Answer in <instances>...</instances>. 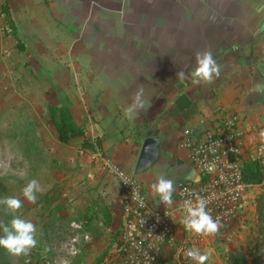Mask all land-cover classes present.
I'll list each match as a JSON object with an SVG mask.
<instances>
[{"label": "crops", "instance_id": "obj_1", "mask_svg": "<svg viewBox=\"0 0 264 264\" xmlns=\"http://www.w3.org/2000/svg\"><path fill=\"white\" fill-rule=\"evenodd\" d=\"M6 1L14 21L25 31L45 38L50 32L57 43L61 40L64 44V52L84 59L87 68L91 66L90 75L84 77L82 98L88 136L105 138L110 132L108 123L115 130L146 124L156 134L160 147L167 146L174 136L179 145L182 130L235 114L243 118L247 130L244 158H252L253 145H264L258 135L264 130V92L254 91L257 85H264V0H200L195 6L193 0L190 4L181 0L158 4L149 0L116 1L114 11L108 0ZM199 4L201 7L193 13ZM207 50L220 66V75L211 84H193L196 54ZM180 71L186 76L178 80ZM141 88L146 106L130 121L125 109ZM73 104L74 120L84 125L77 119L81 103L74 99ZM161 135L163 141L159 140ZM114 136L119 137L118 133ZM74 141L80 144L81 138L68 144ZM136 141L133 134L118 138L111 146L113 162L130 166L131 146ZM186 151L185 157L174 153L178 172L171 173V166H166L159 176L146 182L148 188L160 176L175 182L188 174ZM145 174L140 175L141 180ZM118 193L113 213L110 208L117 228L121 215L120 190ZM110 256L107 264L110 260L117 264L114 252Z\"/></svg>", "mask_w": 264, "mask_h": 264}, {"label": "rangeland", "instance_id": "obj_2", "mask_svg": "<svg viewBox=\"0 0 264 264\" xmlns=\"http://www.w3.org/2000/svg\"><path fill=\"white\" fill-rule=\"evenodd\" d=\"M116 1L127 3L131 0H108L113 11ZM149 1L158 4L163 0ZM181 1L187 4L191 2ZM198 1L193 0L194 6L195 3L198 5ZM1 3L2 0L0 6ZM199 7L201 4L192 12ZM125 10L130 11V8ZM15 25L25 43L24 51L17 49L14 37L5 34L6 24L0 14V199H21L24 206L15 215L36 225L38 243L30 255L13 257L7 253L0 259V264H95L105 251L104 264H107L110 253L115 251L116 218L113 219V226L104 227L94 223L89 228L84 226L83 215L94 201L109 205L113 213L114 206L118 204L119 189L115 176L108 168L101 166L98 158L92 157L100 153L115 161L111 146L118 138L123 140L133 134L137 138L134 146H131L133 161L130 166L119 165L126 171L134 172L143 138L147 133L154 132L149 131L150 126L146 124L142 129L132 126L115 130L108 123L110 132L103 136L101 149H82L78 141L61 144L47 108L60 105L64 97L71 98V108L75 105L74 99H78L81 112H78L77 119L85 123L83 126L88 131V120L82 116V98L85 92L84 77L90 75L91 66L87 68L84 59H75L73 53L64 52V44L61 45V40L57 43L50 32L45 34V38L25 31L19 23L15 22ZM55 45L59 46L53 49ZM55 88L61 93L55 94ZM124 132L126 136H123ZM115 133L119 135L117 139L114 138ZM163 139L164 135L159 136V140ZM174 153L182 157L187 154L186 149L178 145L176 136L167 146L162 144L154 163L159 165L150 167L140 180L146 184L153 176H159L166 166H171V173L178 172ZM33 179L43 188L34 204L29 203L22 194L23 188ZM260 194L264 195V184L253 186L249 191L250 213L245 225L230 237L220 240L221 237L216 236V240H211L214 246L205 250H212L208 264H224L223 256L235 250L247 254V241L256 236L255 205ZM13 215L0 204V225H10ZM0 235H3L2 230ZM261 257L264 258V252ZM109 264L116 263L110 260ZM117 264L120 263L117 261Z\"/></svg>", "mask_w": 264, "mask_h": 264}, {"label": "built area", "instance_id": "obj_3", "mask_svg": "<svg viewBox=\"0 0 264 264\" xmlns=\"http://www.w3.org/2000/svg\"><path fill=\"white\" fill-rule=\"evenodd\" d=\"M182 130L179 146L189 151V168L193 172L187 183H174L173 204L166 207L152 189L119 164L103 157L120 190V225L114 254L120 264H196L186 255L190 249L204 254L212 248L211 240L241 228L250 213L249 191L253 187L243 178L244 139L247 130L243 118L232 114ZM263 144L253 145L252 158L262 171ZM198 194L207 200V209L219 220V231L210 237L194 235L181 220L186 215L183 202ZM214 238V239H213ZM212 245V246H211ZM209 259L206 264L209 263Z\"/></svg>", "mask_w": 264, "mask_h": 264}, {"label": "clouds", "instance_id": "obj_4", "mask_svg": "<svg viewBox=\"0 0 264 264\" xmlns=\"http://www.w3.org/2000/svg\"><path fill=\"white\" fill-rule=\"evenodd\" d=\"M220 66L213 58L211 50L197 52L196 67L191 71L193 84H211L214 78L219 77ZM185 72L177 73V79H184ZM257 92H264V85H257L254 89ZM143 89L137 91L133 103L126 107L125 117L132 121L146 106V102L142 99ZM259 137L264 143V130L259 132ZM264 152V146L260 148ZM152 191L159 198L160 203L166 207L173 204L172 195L175 191L174 183L171 179L163 176L158 177L157 181L151 185ZM43 188L35 179L31 180L22 191L23 197L34 204L37 200V194L42 193ZM0 204L13 213L10 225H0L3 235H0V248H3L9 255L13 257H21L30 255L32 249L37 246L36 232L37 227L31 221L22 219L19 215H15L24 206L21 199L17 197H5L0 199ZM186 215L181 220V224L194 235L202 237L214 236L220 228L219 220L214 219L207 209V200L204 197L195 195L194 199H186L183 202ZM212 250H207L201 254L199 249H190L186 255L196 264H206Z\"/></svg>", "mask_w": 264, "mask_h": 264}, {"label": "trees", "instance_id": "obj_5", "mask_svg": "<svg viewBox=\"0 0 264 264\" xmlns=\"http://www.w3.org/2000/svg\"><path fill=\"white\" fill-rule=\"evenodd\" d=\"M0 14L3 15L6 24L4 27L5 34L14 37L17 49L19 51H24L25 43L20 38L10 7L6 0L3 1L0 6ZM54 92L57 95L61 93L57 88H55ZM70 104L68 98L64 97L61 100L60 105H51L47 108L49 118L56 129L59 142L66 145L74 138H81L80 148L88 149L89 151H94L97 148L101 149L102 137L95 136L92 138L87 135L85 127L83 125H78L74 120ZM243 178L247 184L252 186L260 185L262 183V171L256 160H248L244 162ZM255 218L257 222L255 226L256 236L248 239L246 245L247 254L240 250L229 252L223 256L224 264H264V258L261 257V254L264 252V195L261 194L256 199ZM83 219L85 227L90 228L94 223L109 227L112 223L113 215L110 212L109 205L94 201L88 206L83 215ZM247 221L248 219H246L244 225ZM234 232L235 231L228 233L224 237L220 236V240L230 237ZM116 236L117 233L114 237L116 238ZM106 254L107 251L100 255L96 259L95 264H104ZM5 255H7V252L3 248H0V259Z\"/></svg>", "mask_w": 264, "mask_h": 264}, {"label": "water", "instance_id": "obj_6", "mask_svg": "<svg viewBox=\"0 0 264 264\" xmlns=\"http://www.w3.org/2000/svg\"><path fill=\"white\" fill-rule=\"evenodd\" d=\"M264 23H261V30ZM159 157V144L156 134L147 133L142 141L141 148L135 163L134 172L135 176H140L148 171L154 165ZM170 167H168L169 171ZM193 172L190 171L185 176H179L176 183H187L192 178Z\"/></svg>", "mask_w": 264, "mask_h": 264}, {"label": "flooded vegetation", "instance_id": "obj_7", "mask_svg": "<svg viewBox=\"0 0 264 264\" xmlns=\"http://www.w3.org/2000/svg\"><path fill=\"white\" fill-rule=\"evenodd\" d=\"M159 149H160V144H159Z\"/></svg>", "mask_w": 264, "mask_h": 264}]
</instances>
